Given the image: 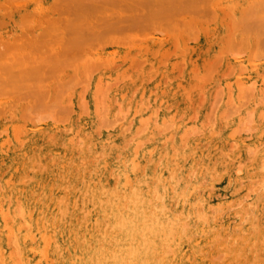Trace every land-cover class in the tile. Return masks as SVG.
<instances>
[{"label":"bare ground","instance_id":"obj_1","mask_svg":"<svg viewBox=\"0 0 264 264\" xmlns=\"http://www.w3.org/2000/svg\"><path fill=\"white\" fill-rule=\"evenodd\" d=\"M24 1L0 0V264H264V0H145L91 54L97 27L59 12L100 3ZM132 64L163 80L109 105Z\"/></svg>","mask_w":264,"mask_h":264},{"label":"rangeland","instance_id":"obj_2","mask_svg":"<svg viewBox=\"0 0 264 264\" xmlns=\"http://www.w3.org/2000/svg\"><path fill=\"white\" fill-rule=\"evenodd\" d=\"M24 1V0H23ZM26 2H27V0H25ZM24 1V2H25ZM45 1H47V0H45ZM96 1V2H95ZM116 2H114V3H109V4H107L108 2H109V0H94V3H97V4H94V5H98L99 3L102 5L101 6V8L99 7V9H97V10H91V4H87V7H88V10H90V13H84V12H82V13H68V14H65V15H63V14H61L62 12H59L60 13V15L64 18L63 20H64V22L65 23H67V21H69L68 20V18H71L72 20H76L75 22L76 23H78V24H80L81 26H88L89 24V26H91V27H95L94 29H95V31H96V27H97V30L99 31V38L98 39H95V40H97V41H100V39L105 43L103 46L101 45V44H103V42L101 41V44H100V42H97L96 44H95V42L96 41H94L93 39L92 40H90L89 41V43H87L86 44V47L88 46L89 47V49L87 50V48H83L82 49V52H83V50L84 51H86V52H88V51H90L92 48H94V49H92L91 50V52H89V54H91L92 53V51L93 50H95V52L94 53H98V52H108V51H110V52H112V51H114V50H116V49H118V48H123V46H121V44H120V46H115V47H113V46H108V40L110 39V38H112L111 36L112 35H110L109 33H111L110 32V27H111V25H113L115 22H117L118 21V16H119V14L118 13H120L121 12V15L123 16V17H125V18H128V17H137V16H140L141 15V17H143V16H145L147 13H150L151 11H152V8H149L148 6H147V4L145 3V0H115ZM122 1H124V2H122ZM132 1V2H131ZM139 1V2H138ZM129 2V3H128ZM134 2V3H133ZM118 3V4H117ZM121 3V4H120ZM124 3V4H123ZM114 4V5H113ZM128 4V5H127ZM131 4H134V5H131ZM139 4H141V7H140V5ZM105 7H104V6ZM115 5H118V6H115ZM130 5V6H129ZM135 5H137V7L135 6ZM106 6H107V8L108 9H106ZM121 6V7H120ZM134 6V7H133ZM110 7H111V9H110ZM118 7V8H117ZM125 7V8H124ZM13 8V7H12ZM117 8V9H116ZM141 8V9H140ZM145 8V9H144ZM103 9H105V10H103ZM110 9V10H109ZM115 11H117L118 10V12H114L113 10ZM121 11H120V10ZM145 10V11H143V10ZM149 9V10H148ZM99 10V11H98ZM101 10H102V13H101ZM112 10V11H111ZM129 10L131 11V12H129ZM142 10V11H141ZM141 11V12H140ZM112 12H114V14L112 13ZM129 12V13H128ZM137 13V14H135V13ZM144 12V13H143ZM104 13H108L109 15L107 16V14H104ZM111 13V14H110ZM123 13H124V15H123ZM131 13V14H130ZM190 13V12H189ZM79 14V15H78ZM19 15V14H18ZM104 15H106L107 16V18H106V16H104ZM211 14H209V15H205V17H204V20L205 19H207L209 16H210ZM57 16H58V14H57ZM57 16H55L56 17V19L58 18ZM60 16V17H61ZM75 16H77V17H75ZM84 16L86 17L85 19H84ZM91 17V19H90V17ZM93 16V17H92ZM100 16H102V17H100ZM115 16H116V18H115ZM208 16V17H207ZM66 17H67V20H66ZM80 17H82V18H80ZM98 17V18H97ZM110 17H111V19H114V22H109L108 23V20H110ZM113 17V18H112ZM210 17H212V16H210ZM210 17L208 18V19H210ZM94 18H96L97 20L95 21V19ZM104 18H106V19H104ZM82 19H84L83 21H82ZM89 19V20H88ZM145 19V18H144ZM182 20H184L185 18H176V19H173L172 21H168V20H161L159 23L157 22L156 24H154V26H153V23H151V22H148V21H145L146 23H147V25H146V23L145 22H143L142 24H141V26H142V28H137L138 30L139 29H141V31L139 30H137V29H135V30H129L128 31V33L129 32H131V33H133V34H135V32H136V35L139 33V35H140V33H141V35L140 36H142L143 37V35L142 34H145V33H147V32H149V34H150V37H152V36H154L155 35V32L156 31H158V32H162L163 30H165L166 32L168 31V30H172L171 32H169V33H172V32H174L175 30H173V28L175 29V28H178L177 27V25L176 24H178V26H180V29H184L185 27L187 28V26L188 25H186V24H184L183 22L181 23V21ZM57 20H61V18L59 19H57ZM91 20V23L89 22ZM94 20V21H93ZM104 20V21H103ZM175 20V21H174ZM212 20V19H211ZM210 20V21H211ZM79 21V22H78ZM87 21V22H86ZM177 21V22H176ZM88 22H89V24H88ZM93 22V23H92ZM96 22H98L97 24H96ZM161 22L163 23V24H161ZM170 22V23H169ZM103 23V24H102ZM151 23V24H150ZM68 24H70V22L68 23ZM82 24H84V25H82ZM86 24V25H85ZM88 24V25H87ZM95 24V25H94ZM108 24V25H107ZM173 24V25H172ZM182 24H184V25H182ZM161 25H162V27H161ZM174 26L173 28H172V26ZM176 25V26H175ZM103 26V27H102ZM124 26H127V23H124ZM148 26V27H147ZM155 26H157L158 27V29L156 28V30L155 29H153ZM160 26V27H159ZM182 26V27H181ZM185 26V27H184ZM167 28V30H166V28ZM169 27H170V29H169ZM42 28H43V30H42ZM42 28H39L41 31L40 32H44L45 31V28L44 27H42ZM103 28V29H102ZM151 28V29H150ZM185 28V29H186ZM148 30V31H147ZM152 30V31H151ZM101 32V33H100ZM153 32V33H152ZM126 33V35H124V34ZM123 33H121L120 35L118 34L117 35V37H119V38H124V36L126 37L128 34H127V30L125 31V32H123ZM130 33V34H131ZM101 34V35H100ZM161 34V33H160ZM146 35H148V33L147 34H145V39H146ZM161 36V38H163L165 35H160ZM103 37V38H102ZM104 37H105V39H107V41L104 39ZM108 37H110V38H108ZM148 37H149V35H148ZM91 41H94V43L93 42H91ZM91 44H92V46H91ZM98 45H100V46H98ZM95 46V47H94ZM108 46V47H107ZM91 47V48H90ZM99 47H100V49H99ZM102 47V48H101ZM107 47V48H106ZM126 47V46H125ZM98 48V49H97ZM80 51V50H79ZM85 52V54H88V53H86ZM216 53L218 54L219 52L217 51V48H214V49H212V50H210V51H207L206 52V54H205V58H204V64H203V66H202V68H201V71L203 72V74H202V76H205V77H207L208 76V71H212V69L213 68H211V69H208V67H213V63H214V60H215V62L217 61L216 60V58L215 57H218V55H216ZM152 57H153V55H152ZM175 59H176V57H174ZM215 58V59H214ZM1 60H2V57L0 56V62H1ZM152 60L154 61V62H157V58H155V56H154V58H152ZM212 60V63L210 62ZM128 61H130V59L128 60ZM127 61V62H128ZM208 61V62H207ZM219 61V60H218ZM218 61H217V63H218ZM134 62V61H133ZM207 62V63H206ZM205 63H206V65H205ZM210 63V64H209ZM159 64V63H158ZM212 64V65H211ZM216 66H217V64H215ZM219 66V74H224V67L223 68H221L220 67V65H218ZM133 67H134V69L136 68L135 66H134V64H132L131 65V67H129L128 68V73H131V75H130V79H127L126 81L124 80L123 82H121V83H118V82H116V83H114L115 81H117V80H113V83H114V85H113V87H116V88H113V90L112 91H110V93H108V98L109 99H106V102H108L110 99V103L108 102V104L110 105V104H112L113 105V99L115 100L116 99V96H114V97H111L110 96V94L111 93H113V92H115V91H118L119 92V90H120V88L121 89H123V87L124 88H127V86H128V89H131V90H134L137 86H135L136 84H139L138 82H139V80L138 81H136V77L138 78L139 76H141V77H144L143 76V73H142V68H139V67H137L136 69H137V71H135L134 69H133ZM122 68V67H121ZM121 68H117V69H115L116 71L115 72H119L120 70H121ZM139 68V69H138ZM125 69V68H124ZM119 70V71H118ZM132 70H134V71H132ZM157 70H155V72H156ZM220 71L222 72V73H220ZM71 72V71H70ZM154 72V70L153 71H150V73H147V75H145V77H144V79L146 78V79H150L151 77L153 78V76L156 74ZM201 72V73H202ZM218 72V70L216 69V73ZM69 73V72H68ZM128 73H126L127 75H128ZM67 74V72L65 73V75ZM184 74V73H183ZM53 75V74H52ZM64 75V76H65ZM63 76V77H64ZM79 76H81L80 78L81 79H83V73L81 72L80 74H79ZM157 77H156V81H154V79H151V80H153L152 82H150V84L151 85H153L154 83H156V82H159V80L161 81V80H163L162 79V76H161V74L160 75H156ZM201 76V75H200ZM69 77H70V74H68V76H67V78H66V80H65V85L66 86H68L69 84L67 83L66 84V81L67 82H69L68 80H69ZM135 77V78H134ZM61 78H62V76H61ZM129 78V77H128ZM209 78V77H208ZM58 77H56V75H53L49 80H47V83H52L51 85H54V86H52V89H53V91L56 93L57 91H56V89L58 88L59 89V87H57L56 88V83L58 82ZM68 79V80H67ZM132 79H134V80H132ZM145 79V80H146ZM51 80V81H50ZM59 80H60V78H59ZM80 80V79H79ZM132 80V81H131ZM151 80H149V81H151ZM81 81V80H80ZM133 81H134V83H133ZM147 81V80H146ZM149 81H147V82H149ZM79 82V81H78ZM124 82H125V84H124ZM129 84H128V83ZM69 83H72V82H69ZM75 83V82H74ZM77 83V82H76ZM124 84V85H123ZM72 85V84H71ZM83 85L84 84H81V86L79 87H77V88H74V86H73V91H75V93H77L79 90H80V93L82 92V90H84V89H82L83 88ZM116 85V86H115ZM139 86V85H138ZM68 87H72V86H68ZM86 87V86H85ZM61 89V88H60ZM60 89L58 90V91H60ZM71 89V88H70ZM76 89V90H75ZM117 89V90H116ZM220 89V88H219ZM209 90V87H207V91ZM102 91L103 90H101L100 91V94H104L105 93V91L102 93ZM107 92V91H106ZM106 95H103L102 96V98L104 99V97L106 96ZM107 96H106V98H107ZM66 97V96H65ZM218 97V96H217ZM34 98V99H33ZM33 99V100H32ZM89 99V97H86V99L85 100H87V101H89L88 100ZM102 99V100H103ZM184 99V97H181V101ZM199 99H201V98H199ZM204 99V98H203ZM13 100V99H12ZM35 100V97H31V99H28V101H26L25 100V104H27V102H28V104L29 103H31L32 102V104H34L33 102H38V103H36V104H40V99L38 100V101H34ZM198 101H200V100H198ZM200 102H202V101H200ZM199 102V104H202V103H204V105L206 106L207 105V103L203 100V102L202 103H200ZM21 103V102H20ZM114 103H116L115 101H114ZM118 103V104H117ZM117 103L116 104H114V106L112 107L113 108V110H117L116 109V107L118 108V106L121 104L122 105V102H120V101H117ZM198 103V102H197ZM22 105H24L23 103H21ZM27 104V105H28ZM36 104H34V105H36ZM121 105H120V107H121ZM203 105V104H202ZM123 107V106H122ZM122 110H123V112H124V107L123 108H121ZM102 110V109H101ZM34 115V114H33ZM128 117H130V116H128ZM68 123H66L65 125H67ZM225 262V261H224Z\"/></svg>","mask_w":264,"mask_h":264}]
</instances>
